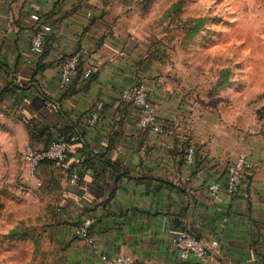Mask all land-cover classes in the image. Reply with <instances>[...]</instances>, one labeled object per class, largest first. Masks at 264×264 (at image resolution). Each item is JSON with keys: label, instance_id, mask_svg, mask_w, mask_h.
Instances as JSON below:
<instances>
[{"label": "crops", "instance_id": "0c3cea01", "mask_svg": "<svg viewBox=\"0 0 264 264\" xmlns=\"http://www.w3.org/2000/svg\"><path fill=\"white\" fill-rule=\"evenodd\" d=\"M102 6L0 0V181H19L7 183L23 189L18 199L39 203L41 217L52 222L45 226L73 264H105L103 254H131L137 264H264V170L246 174L233 197L223 190L214 201L208 189L214 180L224 182L241 153L264 162V133L189 104L164 57L149 54L115 9ZM33 13L52 25L40 54L32 49L39 27ZM81 47L88 53L63 86L61 64ZM88 67L94 72L85 76ZM140 82L164 119L163 132L143 126L141 107L121 99L123 88ZM58 135L70 144L68 166L45 161L32 174L25 147L43 148ZM90 215L94 246L74 234ZM183 229L217 239L215 255L182 259L174 237Z\"/></svg>", "mask_w": 264, "mask_h": 264}, {"label": "rangeland", "instance_id": "374dc122", "mask_svg": "<svg viewBox=\"0 0 264 264\" xmlns=\"http://www.w3.org/2000/svg\"><path fill=\"white\" fill-rule=\"evenodd\" d=\"M90 1L114 8L134 41L164 57L189 104L264 133V0ZM15 182L0 181V264H73Z\"/></svg>", "mask_w": 264, "mask_h": 264}, {"label": "built area", "instance_id": "2783aa9c", "mask_svg": "<svg viewBox=\"0 0 264 264\" xmlns=\"http://www.w3.org/2000/svg\"><path fill=\"white\" fill-rule=\"evenodd\" d=\"M32 17L39 22V27H37L32 36V49L35 53L40 54L45 50L47 36L52 30V25L44 21L39 13H33ZM87 53L88 49L81 47L63 61L60 67V79L63 86L70 83L73 73L78 69L83 56ZM93 72L94 69L88 67L85 71V76H90ZM121 99L123 101L133 102L141 107L139 122L143 126L149 127L155 132L164 131V119L155 112L146 83L140 82L135 86L123 88L121 91ZM97 118L98 114L94 112L92 120L95 121ZM69 148V141L61 135H58L43 148L27 145L23 151L22 158L32 174L35 173L38 165L45 161H51L60 167L66 168L68 166ZM195 154L196 147L194 145L189 146L186 154L187 161L190 163L194 162ZM255 168L264 170V162L256 164L245 153L239 154L234 161L228 164L224 182L214 180L209 184L210 198L214 201H220L223 190L230 197H233L239 192L245 175ZM77 179V172L70 174V181L72 183H75ZM95 221L96 217L91 215L85 216L74 228L75 236L93 246L95 245V240L90 233V228ZM174 242L179 256L182 259L196 257L203 260V262L207 257L215 255L216 248L219 245L217 239H212L210 242H207L189 229L179 231L174 237ZM102 259L105 264H137L135 257L131 254H116L112 256L103 254ZM203 264L207 263L204 262Z\"/></svg>", "mask_w": 264, "mask_h": 264}]
</instances>
